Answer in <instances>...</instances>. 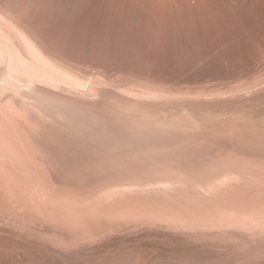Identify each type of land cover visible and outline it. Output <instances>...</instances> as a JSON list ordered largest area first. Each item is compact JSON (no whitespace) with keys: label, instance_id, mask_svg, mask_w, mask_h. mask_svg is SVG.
<instances>
[{"label":"rangeland","instance_id":"1","mask_svg":"<svg viewBox=\"0 0 264 264\" xmlns=\"http://www.w3.org/2000/svg\"><path fill=\"white\" fill-rule=\"evenodd\" d=\"M42 4L43 0H0V173L32 168L36 172L43 171L47 178L54 174L59 181L68 175L87 176L91 188L123 191L120 203L118 200L113 204L119 222H109L102 240L92 242L83 247L84 250L70 252L71 255L64 252L66 254L56 256L80 261L89 254L93 258L110 257L118 250L126 256L134 250L137 255L147 258L145 264H264V199L255 196L264 190V185L257 186L249 181L235 183L234 178L229 183H219L234 175L228 173L229 165L226 164V168L220 156L214 157L209 152L213 135L207 121L201 119L202 125L198 126L193 118L185 117L184 106L176 103L171 95L168 99L141 102L132 94L136 86L103 83L99 80L102 74L95 67L59 56L51 48L52 43L61 38L53 44L62 45L60 32H65L68 27L65 26L70 24L63 16L53 23H46L48 26L41 22ZM158 5L160 8L154 3L150 7L154 10L151 11L153 18L149 9V22L154 21L158 27L151 24L156 31L151 29L150 41L164 45L169 40L168 14L164 3ZM71 27L68 28H74ZM163 66L160 65L159 70L167 71L172 67ZM124 112L123 115H142L148 122L152 121L164 130L163 137L140 143L127 142L120 136L122 131L115 133L114 124L108 118ZM195 126L200 130H195L198 133L193 135ZM184 128L193 130L190 134L186 129L183 131ZM254 150L259 151L258 148ZM223 158L228 161V154ZM26 161L35 164L34 169L27 168ZM37 174L35 181L23 184L27 192L37 188ZM211 181L219 184L217 189L209 192L203 187L208 189V184H213ZM26 197L27 203L35 202L30 200L29 194ZM34 211V208L30 211L21 202L13 201V197H6L0 200V227H9L10 232L14 231L13 235H24L23 238H29L31 242L39 243L37 239L43 237L41 242L46 240L55 244L57 241V245H62V239L55 236L53 230L41 226ZM11 218L16 220L10 221ZM54 238L57 240L53 241ZM69 238L71 245L75 240ZM68 241L64 242L67 244Z\"/></svg>","mask_w":264,"mask_h":264},{"label":"bare ground","instance_id":"2","mask_svg":"<svg viewBox=\"0 0 264 264\" xmlns=\"http://www.w3.org/2000/svg\"><path fill=\"white\" fill-rule=\"evenodd\" d=\"M151 3H154L155 6L157 3L159 5L161 3V6L163 3L165 4V10H167L165 13L168 14L169 21L167 44L159 45L160 43L155 44L150 41L151 33L156 31L153 25L158 28L154 21L150 23L149 20L150 16L153 18L151 12L153 9H150ZM42 5L41 22L46 24L52 21L53 23V20L63 16L70 24L66 23L65 27H74L73 29L67 27L65 32H60L63 38L60 42L62 45L59 46L62 48L57 46L59 43L53 44L61 40V35L58 37L60 40L53 41L51 48L56 50L59 56L95 67L98 73L102 74V79L99 80L103 83L107 81L115 83L119 87L128 84L136 86L131 92L136 100L139 99L141 102L143 100L168 99V96L171 95L176 103L178 101L184 106L185 117L193 118L198 126L201 124V119L207 121L208 128L213 135V144L209 146V152L215 155L214 157L220 156L221 161L225 162L224 166L229 165L228 173L234 175V177L227 178L228 180L223 178L224 180L219 183H229L234 178L235 183L249 181L257 186L264 185V0H43ZM157 8L155 9L158 10ZM161 14H164L163 11ZM161 14L162 17L166 16ZM45 24L42 25L46 27ZM151 29L154 30L151 32ZM160 30L162 31V28ZM165 30L167 31V29ZM159 33L161 37V32L159 31ZM53 37L56 38L55 35ZM152 37L154 36L152 35ZM27 39L26 42L29 44ZM34 44L36 45V43ZM6 46L9 47L7 44ZM10 49L8 48V50ZM19 55L22 56L21 53ZM8 57H11L10 54ZM13 58H15L14 55ZM21 58L23 59V56ZM19 64L21 63L19 62ZM157 65H161V67L164 65L163 68H167L166 65L175 68L171 67L172 69L163 71L159 70ZM198 97L201 98L198 99ZM143 108L145 110V107ZM68 113L70 112L68 111ZM123 114L125 112L108 118L114 124L115 133H118V130L122 131L120 136L127 142L140 143L163 137L164 130L151 123L152 121L148 122L147 119L142 118V115L141 117L138 114V116ZM179 123L181 124V122ZM197 128L195 126L193 135L198 133L195 130H200ZM186 130L191 134L193 129ZM215 130L216 132H214ZM215 133L218 139H216ZM225 138H229V141L226 142ZM254 148H258L260 152H256ZM226 154L229 156L228 161H223ZM218 160L220 159L218 158ZM24 165L34 169L35 164L26 161ZM31 169L23 172L0 173V200L10 196L11 199L13 197V201L21 202L28 210L31 211L34 208L41 226L53 230L54 232L51 231V233L60 237L63 244L57 245L56 241L55 246L54 242V245L51 243L52 241L41 242L43 237L37 239V242L40 241L39 243L31 242L29 238V240L26 237L24 239V235L21 237L20 234L21 238H19L18 231H15L18 234L15 236L12 233L13 230L10 232L11 228L8 230L9 227L8 229L0 227V264L146 263L147 258L137 255L138 253L133 252V249L126 256L116 250L110 257L101 255L93 258L91 255V258L89 254L88 258L83 255L82 257L85 259L81 260V256H79L80 261L56 256V254L64 252L74 253L92 242L102 240L107 233L109 222L114 221L115 224L119 222V219L115 217L113 204L118 203V200L120 203V194L122 196L123 191H118L115 188L110 191L108 189L106 191L104 188L103 191L91 188L88 186L90 184H88L87 176L77 177L67 174L68 176L65 175L67 177H63V181H59L54 174L48 179V175L45 176L43 171L36 172ZM34 173H39L36 175L39 178L36 181L37 188L28 190V193L24 185L28 181H35ZM212 181L213 184H208V189L203 187L206 191L211 192L217 189L219 183ZM28 194L30 200L35 201L32 202L33 205L26 201ZM255 196L264 199V190ZM13 219L11 218L10 221ZM69 237L75 240L71 245ZM55 238L53 241L58 239ZM66 238L69 240L67 244L64 242L67 240H63ZM75 253L79 254V252ZM76 256L78 255L76 254Z\"/></svg>","mask_w":264,"mask_h":264}]
</instances>
